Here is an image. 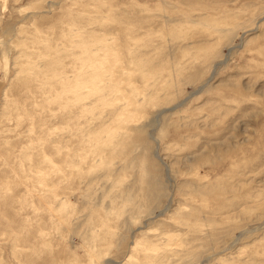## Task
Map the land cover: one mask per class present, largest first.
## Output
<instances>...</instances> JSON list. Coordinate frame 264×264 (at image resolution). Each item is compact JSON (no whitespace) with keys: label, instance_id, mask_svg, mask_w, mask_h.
Instances as JSON below:
<instances>
[{"label":"rangeland","instance_id":"obj_1","mask_svg":"<svg viewBox=\"0 0 264 264\" xmlns=\"http://www.w3.org/2000/svg\"><path fill=\"white\" fill-rule=\"evenodd\" d=\"M0 264H264V0H0Z\"/></svg>","mask_w":264,"mask_h":264},{"label":"bare ground","instance_id":"obj_2","mask_svg":"<svg viewBox=\"0 0 264 264\" xmlns=\"http://www.w3.org/2000/svg\"><path fill=\"white\" fill-rule=\"evenodd\" d=\"M92 84V83H91Z\"/></svg>","mask_w":264,"mask_h":264}]
</instances>
